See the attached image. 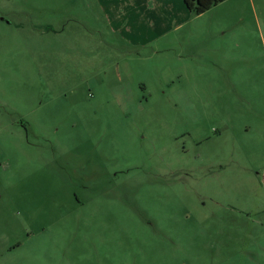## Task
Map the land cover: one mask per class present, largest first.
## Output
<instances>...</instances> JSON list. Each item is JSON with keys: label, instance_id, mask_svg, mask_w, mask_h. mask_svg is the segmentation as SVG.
Returning a JSON list of instances; mask_svg holds the SVG:
<instances>
[{"label": "rangeland", "instance_id": "374dc122", "mask_svg": "<svg viewBox=\"0 0 264 264\" xmlns=\"http://www.w3.org/2000/svg\"><path fill=\"white\" fill-rule=\"evenodd\" d=\"M106 4L0 0V264H264V0Z\"/></svg>", "mask_w": 264, "mask_h": 264}, {"label": "crops", "instance_id": "0c3cea01", "mask_svg": "<svg viewBox=\"0 0 264 264\" xmlns=\"http://www.w3.org/2000/svg\"><path fill=\"white\" fill-rule=\"evenodd\" d=\"M106 3V12L112 14L111 18L114 17V22L117 23L119 15L122 14V19L118 24H124L123 26L127 28L129 26L136 30L137 33L133 34V38L137 40L138 45L136 46L138 49L153 41L159 43L174 36L177 38V34L172 33L178 32L190 23H194L195 20L193 13L186 6L184 0H106ZM110 4H112V7H110ZM200 30L191 26L187 34H203ZM106 35V38H108L109 34ZM127 40L132 42L129 37H127ZM188 41L191 40L188 39ZM222 49L224 50V48ZM226 52H222L221 57L218 59V64L225 70L227 69L226 63L222 59L226 57ZM255 118L256 116H254Z\"/></svg>", "mask_w": 264, "mask_h": 264}, {"label": "trees", "instance_id": "16d2710c", "mask_svg": "<svg viewBox=\"0 0 264 264\" xmlns=\"http://www.w3.org/2000/svg\"><path fill=\"white\" fill-rule=\"evenodd\" d=\"M224 0H184L189 10L195 14H202Z\"/></svg>", "mask_w": 264, "mask_h": 264}]
</instances>
